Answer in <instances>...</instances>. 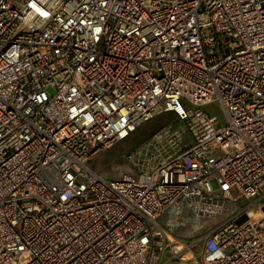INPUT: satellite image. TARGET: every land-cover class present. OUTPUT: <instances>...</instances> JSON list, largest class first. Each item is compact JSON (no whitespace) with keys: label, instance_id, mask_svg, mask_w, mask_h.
I'll return each instance as SVG.
<instances>
[{"label":"built area","instance_id":"2783aa9c","mask_svg":"<svg viewBox=\"0 0 264 264\" xmlns=\"http://www.w3.org/2000/svg\"><path fill=\"white\" fill-rule=\"evenodd\" d=\"M161 114L140 169H91ZM0 264H264V0H0Z\"/></svg>","mask_w":264,"mask_h":264},{"label":"rangeland","instance_id":"374dc122","mask_svg":"<svg viewBox=\"0 0 264 264\" xmlns=\"http://www.w3.org/2000/svg\"><path fill=\"white\" fill-rule=\"evenodd\" d=\"M203 110L215 116L220 124L224 123L222 111L217 104L204 106ZM166 125L182 129L185 122L179 121L173 114H161L136 129L124 141L96 153L91 158L89 166L97 173L110 177H119L124 172H136L146 161L147 156L142 151L146 142L156 131ZM187 138L188 143H192L191 136ZM138 151L141 152L140 156L131 161L130 158ZM245 204V201L228 203L226 211L214 216L195 217L192 214H186L172 221L174 227L170 230V234L184 241L199 240L211 230L228 222L234 213Z\"/></svg>","mask_w":264,"mask_h":264}]
</instances>
